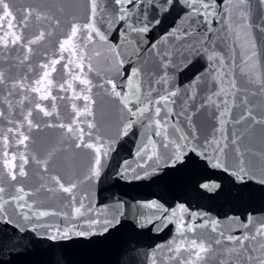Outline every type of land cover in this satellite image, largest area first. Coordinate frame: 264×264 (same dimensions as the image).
<instances>
[{"label": "water", "instance_id": "water-1", "mask_svg": "<svg viewBox=\"0 0 264 264\" xmlns=\"http://www.w3.org/2000/svg\"><path fill=\"white\" fill-rule=\"evenodd\" d=\"M8 2L12 25L0 20V264H182L189 254L177 257L175 246L193 238L211 244L202 264L264 259V236L243 247L227 239L251 236L264 223V0H210L214 15L207 24L186 15L182 4L143 35L132 27L140 26L146 4L125 5L130 15L119 21L111 0H98L95 23L106 39L78 35L65 48L72 26L90 21V0ZM13 33L22 42L4 47ZM40 33L43 39L31 43ZM191 45L204 58H194ZM204 48L222 56L223 64L217 60L210 67ZM185 56L193 63L182 71L159 67ZM133 69L139 77L129 89ZM166 71L169 82L157 83ZM199 73L204 79L190 86ZM109 81L122 95L138 82L142 100L175 90L159 105L167 137L155 135L158 118L151 105L136 104L150 111L131 116ZM86 105L91 116L80 115ZM130 121L125 135L122 128ZM182 134L188 141L179 139ZM169 139L187 144L182 162L174 161L173 145L162 147ZM206 139L227 143L226 154L218 160L215 143ZM83 144L101 149L98 177L92 175L98 154ZM240 159L247 172L243 181L236 175ZM21 164L24 176L18 174ZM54 177L65 187L75 185L72 193ZM181 225L196 231L181 235Z\"/></svg>", "mask_w": 264, "mask_h": 264}, {"label": "snow or ice", "instance_id": "snow-or-ice-1", "mask_svg": "<svg viewBox=\"0 0 264 264\" xmlns=\"http://www.w3.org/2000/svg\"><path fill=\"white\" fill-rule=\"evenodd\" d=\"M106 2V0H105ZM241 3H243V0H241ZM131 4L133 6H136V0H111V4L109 6L114 8L115 11V15H114V19L115 20H119V21H125L128 19L129 15H130V10L127 9L125 7V5ZM140 4L141 6L143 5H147V7L142 8V11L140 12L138 18H137V23L140 25L139 27H132V31L137 32L138 34H147L149 31L152 30V28L155 25H159L162 22V19L165 17V15L171 11L174 10L176 7H179L183 4L184 8L186 9L185 14L188 15L189 17H203V23L207 24L210 23V17L214 15V13L210 12L209 9L212 7V3L210 2V0H140ZM98 8H100V4L98 3V0H90V12H91V19L88 23H86L85 25H73L72 29H71V33L69 35V37L64 41V44L61 45V48H65V45H70L73 43V40L78 36H83V35H87L88 39L91 40L95 37H99L101 40H105L106 37L105 35L99 30V28L96 26L95 23V18L98 15ZM203 9V11L201 10ZM149 14H151V18L149 19ZM27 15H31V13H28ZM13 17V12L12 10H10L9 7V2L8 0H0V20H2L5 24H7L8 26L12 25V18ZM26 20V16L21 17V23H24V21ZM194 23H199V21H194ZM109 24H111V21H109ZM123 26V25H122ZM94 34V36H93ZM5 35H7V33H5ZM13 35L15 36L14 39H12L11 41L9 40H4L3 44L4 47H7L9 43L15 45L17 43H21L22 42V37L15 35L13 33ZM170 35H175V32L173 31L172 33H170ZM185 35H188L187 32H185ZM44 34L40 33L39 37L35 40H32L31 43H37L39 39H43ZM152 48H155L156 45L152 44L151 45ZM30 50V49H29ZM67 50V49H65ZM190 51H194L195 52V57L194 58H204L200 56V49H197L195 47V45H191L190 46ZM205 57L208 61H212L213 64L210 65V67H214L215 66V62L217 60H219V62L221 64H223V57L219 56L217 53L215 52H211V54H209V50L207 48L203 49ZM97 55H99V53H97ZM63 59V57H62ZM58 61H54L53 63H57ZM121 65L123 63V61H120ZM193 63V59L189 58L188 56H185L183 61L179 64L172 62L171 64H169L168 62L163 63L162 65H160L159 67H163L165 69H170V71L172 73H176L179 71H182L184 68H187L189 64ZM81 68L83 67V65L80 66ZM91 70V69H89ZM207 71V68L205 69ZM47 75V74H46ZM139 77V70L137 69H133L131 72L130 77L127 78L128 80V88L132 89L133 87V82L137 80V78ZM204 79V73H199L197 74L193 81L191 82L190 86H196L197 83ZM169 82V75L168 72L166 71L165 74L161 77V79L159 81H157V83H168ZM0 83H3V76L2 74H0ZM49 83L51 84V81H49ZM80 83L82 84H89L90 82L86 79L80 80ZM109 83L112 85L111 87V91L112 93L120 100L121 103H123L124 108L127 110V112L131 115V116H144L145 113L149 112L150 109L147 106H140V107H135L136 104H140V105H145V103L147 105H151L152 108L154 109V115L155 117H157L158 119L155 120V125L157 128V131L155 133L156 136H165L167 137V129H168V121L166 118L161 117V107H159V105H161L163 102H167L169 101V99L171 97H174L177 95V92L175 90L172 91H167V94L164 96H160L158 99H151L150 98V93H149V97H146L144 100L141 99L140 96V84L137 82L135 84V91L130 92V93H124L122 95V93L120 91H117V85L115 83H113L112 81H109ZM59 87L63 88V84L58 85ZM232 87L234 88L235 85L234 83L232 84ZM41 99H48L47 96H43L41 97ZM85 100H88L89 98L87 96L84 97ZM210 99V98H209ZM133 105V106H130ZM41 111H44L43 108H41ZM168 111H171L170 109H168ZM51 113L49 112H45V115H50ZM80 115L82 116H91L92 113L91 111L88 110L87 105L85 106V111L83 113H80ZM167 115V113H165V116ZM223 115V114H222ZM248 116H251V113H248ZM246 117L241 116V120L245 119ZM253 121L259 123L260 121H255V118L253 117ZM239 122V121H237ZM29 123H31L29 121ZM63 126V125H62ZM133 123L130 121L128 122L123 128H122V132L123 134H127V132L132 128ZM89 128H93L94 125L89 123L88 124ZM69 132H74V129L72 127H68L67 129ZM176 131H179V129H176ZM189 135L192 136L193 139H195V129H192L191 132L189 133ZM25 139H27V137H25ZM180 140L182 141H188V136L187 135H180L179 137ZM225 139H227L225 137ZM24 141L21 140L20 143H23ZM81 143H83V141H81ZM206 143L211 144V143H215L216 145V152L218 153V157L217 159L219 160V155H225L226 152L225 150L229 147V145L227 143H221L220 141H207L206 139ZM232 145H236L237 141L235 139L231 140L230 142ZM170 145H173L175 147V151L173 152L172 156L174 157V161L175 162H182L183 160V156H184V151L183 149L187 147V144L181 145L179 143H177L175 140H168V143L163 144L162 147L164 148H168ZM79 146V145H78ZM84 147L93 149L94 145L92 144H83ZM95 152L98 154L96 160H95V164L97 165L96 170L92 173L93 176H99L100 172H99V166L102 164V159L100 157V153H101V149L99 147H95L94 148ZM193 151H195V149H192ZM235 152H239V148L237 147L236 149H234ZM108 152L107 150H105L103 152V156H107ZM157 154L155 152H153V156H156ZM205 158H207V154L206 152L204 153ZM151 158V157H149ZM13 159L15 160V157H13ZM21 159H23V157H21ZM25 163L27 161H24ZM238 163L240 164V173H243L244 175H240V173H237V177L238 179H240L241 181H243L244 179H246L247 177V172L243 166L244 162L242 159H240L238 161ZM217 166H219V163L217 164ZM13 168V173H10L12 175V179H16V174H15V169L16 166L12 165ZM18 174L20 176H24L26 173L24 172V168H23V164H21L19 166L18 169ZM138 179L140 177H137ZM56 180V183L59 184L60 188L65 192V193H72V189L75 187V185H70L68 187H65L64 184L60 183L58 178H53ZM260 183L264 184V180H261ZM205 187H207L205 185ZM4 189L0 188V192H3ZM20 192H23L24 189L21 188L19 189ZM21 199H23V197H21ZM149 207H153L155 205H148ZM77 213H80V209L77 208ZM40 215H45V213H41ZM105 223H109L108 221H105ZM244 227H247V224L243 225ZM180 227V234L183 235V233L185 231H189V232H195L196 229L194 227L188 226L185 227L183 225L179 226ZM215 230V228L213 229ZM78 235H84V233H77ZM64 237L68 236V232L65 231L62 234ZM221 235H223V233H221ZM257 236H264V223H261L259 227L256 228L255 230V234L248 236L245 235L243 236V238L240 237H232L229 236L227 237V239L229 240H233V241H238L239 244L241 245V247H243L244 241L246 240H255L257 238ZM57 237L56 236H52L51 239L55 240ZM216 244H220L221 241L220 240H216L215 241ZM260 247L262 249H264V243L260 244ZM187 252L189 254V258L185 259L182 261V264H202V262H204L206 260V258L210 255V253L212 252V248H211V244L208 242H205L203 240L201 241H197V239H185L183 241H181L179 244H177L175 246V252L177 254V257L180 256L181 252ZM252 257H249V259H251ZM258 264H264V259H258Z\"/></svg>", "mask_w": 264, "mask_h": 264}]
</instances>
